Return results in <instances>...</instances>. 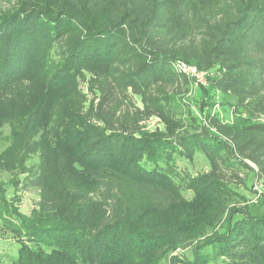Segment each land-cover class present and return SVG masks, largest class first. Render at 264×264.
<instances>
[{
    "label": "trees",
    "instance_id": "trees-1",
    "mask_svg": "<svg viewBox=\"0 0 264 264\" xmlns=\"http://www.w3.org/2000/svg\"><path fill=\"white\" fill-rule=\"evenodd\" d=\"M176 61L232 122L173 135L192 86ZM153 118L166 132L144 131ZM263 119L264 0H16L0 13V172L38 201L22 214L0 181L12 264H264V214L230 186L241 170L264 184ZM196 153L209 169L182 189L176 158Z\"/></svg>",
    "mask_w": 264,
    "mask_h": 264
},
{
    "label": "rangeland",
    "instance_id": "rangeland-1",
    "mask_svg": "<svg viewBox=\"0 0 264 264\" xmlns=\"http://www.w3.org/2000/svg\"><path fill=\"white\" fill-rule=\"evenodd\" d=\"M16 0H0V13L5 11L6 9L12 7L15 4ZM207 83L205 85L198 84L197 87L192 86L189 89V92L183 97V103L180 109V119L182 120V126L180 128H176L174 130L173 135L179 133L182 134L185 131L193 132V127L195 122L204 126L206 121L204 118L207 114L210 116H219L224 122H232L230 117L226 116V110L228 109V105L226 103V98L223 96L214 95L211 101H208L206 98L202 99L197 96V92L200 88L207 87ZM204 103H208V105H204ZM191 112L195 116L191 115ZM200 125V126H201ZM166 125L160 122L159 119L153 118L147 123L144 124V131L147 133H161L166 132ZM195 130V129H194ZM197 131V130H195ZM199 132V131H197ZM7 134L8 128L5 127L0 130V152L5 149L7 146ZM170 137V134L168 135ZM168 138V137H167ZM166 139V138H165ZM143 164V163H142ZM150 168V166H147ZM209 163L207 159L200 153H196L192 160L184 159V158H176V171L177 177L176 182L182 187L184 185V181L186 179V175L195 176L198 173H203L208 171ZM238 177L246 179V188L242 186H234L230 185L231 188L236 190L239 194L243 195L247 203L251 204V213L254 215H262L264 214V203L258 201L259 198L264 196V184L262 181L257 182L254 176L249 173L247 170H241L238 172ZM9 176L7 174L0 172V181L4 183V187L6 190V198L10 199L15 194L18 199L16 205L24 215H29L30 211L36 206L38 201L37 192L32 189L23 190L19 188H12L9 184ZM182 196L189 200L192 197L191 192H187L182 190ZM258 201V204L256 202ZM237 203V202H234ZM256 205H255V204ZM241 205V202L237 203ZM19 243L16 239H14L10 234H8L2 228V223L0 221V264H12L18 260V251H19ZM193 249L192 245L187 247L185 250L179 251L181 255H189L190 251ZM159 264H167L166 261H161Z\"/></svg>",
    "mask_w": 264,
    "mask_h": 264
},
{
    "label": "built area",
    "instance_id": "built-area-1",
    "mask_svg": "<svg viewBox=\"0 0 264 264\" xmlns=\"http://www.w3.org/2000/svg\"><path fill=\"white\" fill-rule=\"evenodd\" d=\"M172 67L176 72L184 74L186 77H188L191 80L193 86L197 87L198 84L205 85L206 73L198 71L195 66L189 65L182 61H176L173 63Z\"/></svg>",
    "mask_w": 264,
    "mask_h": 264
}]
</instances>
